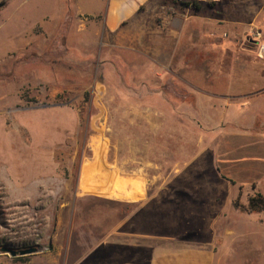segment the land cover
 <instances>
[{"label": "rangeland", "instance_id": "374dc122", "mask_svg": "<svg viewBox=\"0 0 264 264\" xmlns=\"http://www.w3.org/2000/svg\"><path fill=\"white\" fill-rule=\"evenodd\" d=\"M106 2L0 0V264H96L117 235H174L213 221L222 239L216 264H232L229 190L214 169L218 138L196 105L197 75L167 72L170 49L148 58L119 47L103 25ZM249 4L264 12V0ZM162 11L220 19L225 31L205 37L204 61L232 63L221 57L232 51V0H175ZM260 22L240 48L264 45V13ZM167 35L157 39L174 45ZM102 158L142 178L144 200L104 196L87 165L80 179L85 163ZM31 248L38 252L10 254Z\"/></svg>", "mask_w": 264, "mask_h": 264}, {"label": "crops", "instance_id": "0c3cea01", "mask_svg": "<svg viewBox=\"0 0 264 264\" xmlns=\"http://www.w3.org/2000/svg\"><path fill=\"white\" fill-rule=\"evenodd\" d=\"M173 1L107 0L102 8L105 31L119 47L132 48L148 58L160 57L161 51L170 49L165 55L170 61L163 66L167 72L197 75L196 105L206 127L218 138L213 149L214 169L218 181L229 190L226 202L232 207V227L225 240H232V264H237L236 259H243L240 264H264V208L250 210L251 198L261 195L264 199V59L239 45L264 12L259 9L253 14L249 0H232L234 13L232 20L226 21L232 26V51L224 50L221 55L232 63L219 67L206 65L204 57L205 37L225 31L221 20L164 16L162 10ZM158 8V14L150 16ZM165 35L175 44L163 46L157 37ZM194 57L203 59L190 65L188 58ZM211 74L213 81L208 83L206 75ZM86 165L91 186L104 196L144 200L147 184L142 178L122 176L102 158L85 163L80 179ZM196 224L174 235H117L102 245L96 264H216V251L222 243L218 223H209L207 229Z\"/></svg>", "mask_w": 264, "mask_h": 264}, {"label": "built area", "instance_id": "2783aa9c", "mask_svg": "<svg viewBox=\"0 0 264 264\" xmlns=\"http://www.w3.org/2000/svg\"><path fill=\"white\" fill-rule=\"evenodd\" d=\"M201 3H209V4H218V3H221L222 0H197ZM252 36L254 38H256L257 40H259V38L261 37V33L260 31L257 29V30H252ZM258 53V57L261 58V59H264V45H260L259 47V51L257 52Z\"/></svg>", "mask_w": 264, "mask_h": 264}, {"label": "trees", "instance_id": "16d2710c", "mask_svg": "<svg viewBox=\"0 0 264 264\" xmlns=\"http://www.w3.org/2000/svg\"><path fill=\"white\" fill-rule=\"evenodd\" d=\"M212 6V5H211ZM195 8L197 10L200 9L199 5H196ZM264 208V199L261 195L251 198L250 200V210H260Z\"/></svg>", "mask_w": 264, "mask_h": 264}, {"label": "water", "instance_id": "95a60500", "mask_svg": "<svg viewBox=\"0 0 264 264\" xmlns=\"http://www.w3.org/2000/svg\"><path fill=\"white\" fill-rule=\"evenodd\" d=\"M3 5L0 4V8L2 7ZM3 252H7L5 250H3ZM36 252H38V250L36 248H31V249H28V250H22L20 252H15V251H10V254L12 256H16L17 254H19L20 256H25V255H32V254H35Z\"/></svg>", "mask_w": 264, "mask_h": 264}, {"label": "bare ground", "instance_id": "6f19581e", "mask_svg": "<svg viewBox=\"0 0 264 264\" xmlns=\"http://www.w3.org/2000/svg\"><path fill=\"white\" fill-rule=\"evenodd\" d=\"M93 181H94V180H93ZM107 182H108V181H107ZM107 182H106V183H107ZM106 185H107V184H106Z\"/></svg>", "mask_w": 264, "mask_h": 264}]
</instances>
